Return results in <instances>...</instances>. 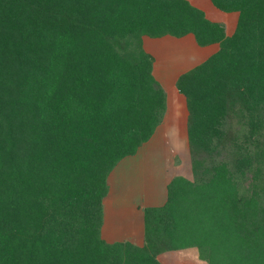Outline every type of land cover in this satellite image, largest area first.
I'll list each match as a JSON object with an SVG mask.
<instances>
[{
    "label": "trees",
    "instance_id": "obj_1",
    "mask_svg": "<svg viewBox=\"0 0 264 264\" xmlns=\"http://www.w3.org/2000/svg\"><path fill=\"white\" fill-rule=\"evenodd\" d=\"M213 1L240 12L232 36L182 0H0V264H157L103 239V200L109 174L152 140L167 108L138 38L190 33L221 47L176 82L195 181L167 183L145 236L167 211L173 249L264 264V0Z\"/></svg>",
    "mask_w": 264,
    "mask_h": 264
},
{
    "label": "rangeland",
    "instance_id": "obj_2",
    "mask_svg": "<svg viewBox=\"0 0 264 264\" xmlns=\"http://www.w3.org/2000/svg\"><path fill=\"white\" fill-rule=\"evenodd\" d=\"M182 1L203 12L206 20L222 25L227 37L237 32L240 12H231L233 14L229 15L218 8L221 10L219 11L216 9L213 0ZM184 37H181L184 39L180 40V38L177 39V37L165 34L157 38L148 35H142L141 38H138V44L139 41L142 44L141 48L153 57L154 62L156 59L157 79L166 89L168 100L171 103H179L178 92L175 89V78L180 73L192 69L200 61L192 52L199 49L195 47L198 43L194 34L190 33ZM211 45H214L215 48L210 47ZM117 47L120 53L129 55L134 61L137 60V52L134 50L136 47L127 46L125 43L120 44V46L117 45ZM204 47H210L213 53L218 52L221 48L220 43H213ZM205 51L201 49V52L206 56ZM229 51L231 54L240 53L239 49L233 47H229ZM193 61L195 62L192 63ZM154 62L153 71L155 70ZM175 109L177 110V107ZM187 113L189 117V112L187 111ZM172 117L174 119V113L167 116L169 121L163 123V131H157L152 140L140 149L137 156L125 158L109 174L107 182L110 190L103 200L104 219L106 216V220L102 229V237L107 242L114 243L120 241L124 236L132 234L133 244L137 248L144 249L147 257L154 258L157 264H209L203 255L204 253L198 247L173 249L172 243L169 242L170 234L168 231L172 230L169 226L170 220L166 218L167 211L162 212L160 216L158 215V223L146 236L145 226L143 228L141 226L142 214L147 212V208H152L150 203L162 202L166 199L167 182L177 175L185 177L188 181H195L192 160L193 156L197 157L199 154L191 155L193 150L191 151L185 131H182L184 119L177 116L173 121ZM166 129L169 131L166 132ZM256 138H258L259 149L264 152V130L258 133ZM231 152L232 149H229L226 153L229 155ZM229 164H231V160ZM245 177L252 178V173L247 172ZM262 179L264 180V177ZM249 184L250 182H245L244 186L247 187ZM150 214L152 212H149L148 220L152 219L156 213ZM124 242L132 244L129 240ZM151 264H154L153 261Z\"/></svg>",
    "mask_w": 264,
    "mask_h": 264
},
{
    "label": "crops",
    "instance_id": "obj_3",
    "mask_svg": "<svg viewBox=\"0 0 264 264\" xmlns=\"http://www.w3.org/2000/svg\"><path fill=\"white\" fill-rule=\"evenodd\" d=\"M217 10H219L218 8H216ZM219 11H221V10H219ZM222 12H225V11H223L222 10ZM226 14H229V15H232L233 13H237V12H233V13H229V12H225ZM228 29V28H227ZM188 37V36H187ZM184 38H186V37H184ZM184 38H180V40H182V39H184ZM166 39V38H165ZM178 39V38H177ZM176 39V40H177ZM174 40V39H173ZM172 42V41H171ZM146 45H147V42H146ZM145 45V46H146ZM216 45V44H215ZM195 47H197V48H199V49H196V50H193L192 52H193V54H195V56L197 57V59H200V61H198V64H196L193 68H195L196 66H198V65H200V64H202L203 62H205L207 59H209V57H211L214 53H213V51H211L210 49V47H212V48H215V46L214 45H211L210 47H201V46H199V45H197V46H195ZM201 49L202 50H206L205 51V54H206V56L204 55V53H202L201 52ZM209 53V54H208ZM208 54V55H207ZM193 57V56H192ZM195 59V58H194ZM204 59V60H203ZM203 60V61H202ZM195 61H193L192 63H194ZM191 63V64H192ZM157 63H156V59H155V62H154V68H155V70L153 71V75L155 76V78H156V80L161 84V82L157 79V76H158V68H157ZM192 68V69H193ZM192 69H190V70H192ZM189 70V71H190ZM186 72H188V70H186V71H184V72H182V73H180L176 78H175V80H176V82H177V80H178V78L182 75V74H184V73H186ZM157 74V75H156ZM176 82H175V89L177 90V98H178V101H179V103H171L170 102V100H168V94H167V91H166V89L164 88V86H162V84H161V86H162V88L165 90V92H166V104H167V108H166V112H165V114H164V118H163V121H162V123H161V125L157 128V130H156V132L157 131H163V123L164 122H167V121H169V119L167 118V116H169V114H175V117H174V119H173V117H172V120L173 121H175V118L178 116V117H182V119H184V127L182 128V131L184 132L185 131V135H186V137H188V113H187V111H188V109H187V103H186V98H185V96H183L181 93H179V91H178V89H177V87H176ZM177 107V110L175 109ZM176 110V111H175ZM184 111V112H183ZM167 115V116H166ZM171 120V121H172ZM169 131V129L167 130L166 129V132H168ZM163 133V132H162ZM156 134V133H155ZM163 135H164V133H163ZM166 135H167V133H166ZM140 153V152H139ZM137 156V155H136ZM168 183V182H167ZM167 183H166V187H167ZM166 194H167V188H166ZM166 198H167V195L165 196ZM165 203L166 202V199L165 200H163L162 202H151L150 204V207H160V205L162 204V203ZM163 205V204H162ZM161 205V206H162ZM145 208H146V206H145ZM140 210V209H139ZM141 212V211H140ZM139 212V213H140ZM140 214H142V213H140ZM143 216H142V223H141V226H142V228H143V226H145V224H144V214H142ZM105 220H106V216H105ZM104 224H105V221H104ZM127 240H129V241H133V239H132V234L131 235H127V236H124L120 241H116V242H121V241H127ZM133 243V242H132ZM136 244V243H135Z\"/></svg>",
    "mask_w": 264,
    "mask_h": 264
}]
</instances>
